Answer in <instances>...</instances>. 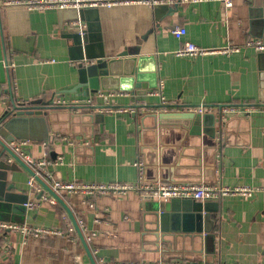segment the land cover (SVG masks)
Wrapping results in <instances>:
<instances>
[{
	"label": "crops",
	"instance_id": "1",
	"mask_svg": "<svg viewBox=\"0 0 264 264\" xmlns=\"http://www.w3.org/2000/svg\"><path fill=\"white\" fill-rule=\"evenodd\" d=\"M6 1L0 0V117L12 99L96 106L93 121L80 116L74 123L55 124L56 130L49 125L47 140L19 138L27 140L24 149L32 157L50 161L49 175L42 176L46 182H135L140 176L135 162L141 160L142 179L150 182L264 185V51L246 44L251 37H264V0H232L229 5L184 1L175 9L176 2L100 5L84 19L69 8H28ZM174 26H183L185 33L176 37ZM187 41L205 48L238 49L175 54ZM133 46L142 57L133 83L118 74L88 96L74 90L83 54L99 51L111 56ZM142 90L146 93H137ZM139 103L164 104L158 110L165 113L198 112L207 117V127L216 119L215 136L194 135L187 148L170 144L166 136L162 156L155 151L146 157L152 137L139 120L149 109L136 107ZM198 105L201 112L190 108ZM225 105L238 108L222 117ZM101 106H126L130 111L104 112ZM58 111L63 120L65 109ZM220 119L227 123L222 132L217 129ZM7 143L11 146L10 139ZM1 158L11 169L0 168V218L61 232H0V264H92L65 208L51 202L38 182V187L30 186L31 174L8 153ZM61 196L83 230L92 233L86 242L97 264L264 263L263 190L199 200L217 209L210 231H201L200 237L193 231L196 218L175 198H144L133 190ZM25 199L34 207L23 209ZM155 232L169 243L157 244Z\"/></svg>",
	"mask_w": 264,
	"mask_h": 264
},
{
	"label": "water",
	"instance_id": "2",
	"mask_svg": "<svg viewBox=\"0 0 264 264\" xmlns=\"http://www.w3.org/2000/svg\"><path fill=\"white\" fill-rule=\"evenodd\" d=\"M177 3L178 2L172 5L174 9L177 8ZM69 9L74 11V16L76 18L81 19H84L86 13L96 10L95 7ZM80 58L82 59L78 64V81L74 90L79 88L81 94L85 96H88L90 92L95 93L98 88H105V82L108 83V81L116 79L114 75L124 74L125 78L123 79H125L126 82L133 83L134 78L132 75L139 71L142 65V57L139 56L136 46L130 48L126 47L123 50L118 51L115 55L111 56H105L104 52L96 51L95 53L88 52L86 55L83 54ZM138 77L139 75H137V78ZM129 89H132L131 85L129 86ZM137 93L145 94L146 90H142L141 92ZM164 106V104H136V107L149 109L140 114L141 117L139 120L144 125L147 135L151 134L152 137V140L147 142L152 148L146 157H153L155 151V155L158 154L159 157L162 156L163 152L166 150V147H163L164 142L162 139H164L166 136L170 137V144H183L185 147L190 144L189 139L194 135L197 136L201 133H207L210 135V137L214 138L216 131L214 121L216 119H213L212 125L207 127L206 125L208 124L205 123L207 120L205 118L207 117H204L205 115L193 111H176L174 113H165L163 110H158ZM95 107L96 106L92 104H57L54 103L52 99H33L19 103L12 99L0 117V168H3L4 171L6 169H11V167L5 165V160L1 158V153L6 152L17 164L24 168L29 174L33 175L36 181L43 187V189L65 208L90 257L92 264L97 263L90 252L88 243L83 236L76 217L61 196L66 191L61 190L59 193L56 192L52 186L46 182L44 178H42L41 175L35 172L33 167L28 162H26L11 148V146L7 143V139L14 140L19 138H29L47 140L51 137L49 125L53 126L51 127L52 130H56V128H54L55 124L58 123L59 125H62L64 123L66 125L69 122L74 123V121H78V119H80V116L81 118L86 117L89 119V121H93L95 118L93 109ZM58 109H65L63 112L65 114V118L63 120H59L58 118V115L62 114L60 111H58ZM70 109H78L81 111L70 112ZM202 118L205 120L203 121L204 125L201 124ZM146 120H150L151 124L147 123ZM88 123V121L85 122V124ZM90 125H92L91 122ZM222 125H227V123H222L220 119L217 126V129L220 132H222ZM57 130L63 132L61 128H57ZM186 138L187 140H185ZM158 143H160L162 146H158ZM153 147H156L157 150H155ZM4 165L5 167H2ZM1 196L3 195L1 194L0 198ZM170 198L179 200L180 204L186 207V210L192 212V215L196 218V226L193 228V231L198 233L199 237L201 231H210L213 221L211 216H213V212L217 211V209L210 208L207 203L199 200L197 201L192 198ZM24 201H27V199ZM24 208L25 205L23 204V209ZM8 220L20 223L24 222V220ZM154 236L155 242L157 244H160L159 242L169 243V240H166L164 235H160L159 233L155 232ZM170 243L172 244V242Z\"/></svg>",
	"mask_w": 264,
	"mask_h": 264
},
{
	"label": "built area",
	"instance_id": "3",
	"mask_svg": "<svg viewBox=\"0 0 264 264\" xmlns=\"http://www.w3.org/2000/svg\"><path fill=\"white\" fill-rule=\"evenodd\" d=\"M184 1H198V0H7L6 3H17L25 5L28 8H89L97 7L100 5L112 6L116 4H130V3H146V4H158L166 2H184ZM224 5L231 4L232 0H219ZM185 28L183 26H174L171 29V32L176 37H181L185 33ZM246 44L253 47L256 51H264V37H251L246 41ZM236 47H222V48H205L196 45L191 41H187L185 45L181 48H178L175 51L177 55H195L203 54L207 52L222 51L226 52L228 50H237ZM11 65V64H10ZM159 88L161 89L162 83H159ZM158 88V90H160ZM163 98V96H162ZM87 103L92 102V98H87L85 100ZM59 102L55 100L54 103ZM190 108L201 112L203 107L190 106ZM238 108L234 105H225L221 107V116L228 114L229 112ZM248 109V108H247ZM99 110L104 112H123L130 111V107L126 106H101ZM249 110V109H248ZM27 140L14 139L11 140V148L26 162H28L35 172L41 176L49 175L46 170L48 161L45 157L34 158L27 153L24 149V145ZM56 159L55 162L59 161ZM135 164L139 167L140 176L135 182H120V181H62L54 180L50 185L52 188L59 192L65 190L66 192L81 193L85 196H93L98 194H114L122 195L128 191H136L144 198H192L195 200H204V199H219L226 195H241V196H250L256 190H263L264 185L262 186H252L248 184H233V185H224L217 183H197L193 181H146L142 179V161L137 160ZM36 179L33 175L29 176L28 183L32 187H38ZM49 200L54 202L55 199L50 197ZM25 206L28 208H33L35 203L32 201H25ZM78 222V221H77ZM79 224V227L82 228V224ZM69 229H72V226H69ZM3 231H18L22 234H29L33 236L45 235L47 233H60L61 229L56 227H48L43 225H35L27 222H15L11 220H2L0 219V232ZM83 236L86 241L91 239L92 233L89 231H84ZM231 264V263H224ZM237 264H264V263H237Z\"/></svg>",
	"mask_w": 264,
	"mask_h": 264
}]
</instances>
